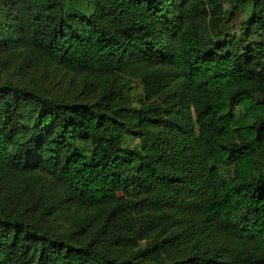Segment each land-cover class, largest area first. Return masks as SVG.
I'll list each match as a JSON object with an SVG mask.
<instances>
[{"label":"trees","instance_id":"16d2710c","mask_svg":"<svg viewBox=\"0 0 264 264\" xmlns=\"http://www.w3.org/2000/svg\"><path fill=\"white\" fill-rule=\"evenodd\" d=\"M0 264H264V0H0Z\"/></svg>","mask_w":264,"mask_h":264},{"label":"rangeland","instance_id":"374dc122","mask_svg":"<svg viewBox=\"0 0 264 264\" xmlns=\"http://www.w3.org/2000/svg\"><path fill=\"white\" fill-rule=\"evenodd\" d=\"M242 18L243 17L241 16V14H239L238 17H237V19L233 22V25H234L233 29H235L236 33H238L240 36L242 35V29H241V25H240V23L242 21ZM246 39L247 40H249V39H255V32H252L251 34L247 35L246 36ZM15 69H18V67L15 68ZM13 73H15V70H13ZM21 74L22 75L18 76L15 79V82L29 84L31 82L38 83V82L42 81L45 73H44L43 67H40L37 70H31V69L27 68ZM59 79L60 80H63V77L61 76V74L58 75V78H56L55 81H58ZM232 111L236 112L237 109L236 108H233Z\"/></svg>","mask_w":264,"mask_h":264}]
</instances>
